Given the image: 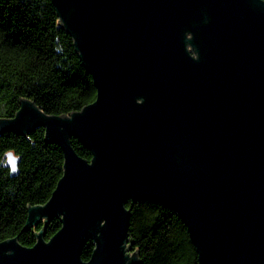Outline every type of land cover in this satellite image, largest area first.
Listing matches in <instances>:
<instances>
[{"label": "water", "instance_id": "1", "mask_svg": "<svg viewBox=\"0 0 264 264\" xmlns=\"http://www.w3.org/2000/svg\"><path fill=\"white\" fill-rule=\"evenodd\" d=\"M52 3L97 97L69 116L22 100L0 119V135L44 128L65 160L27 220L61 229L31 248L0 243V264H138L127 205L141 201L179 216L198 264H264V1ZM19 163L8 155L13 176Z\"/></svg>", "mask_w": 264, "mask_h": 264}, {"label": "trees", "instance_id": "2", "mask_svg": "<svg viewBox=\"0 0 264 264\" xmlns=\"http://www.w3.org/2000/svg\"><path fill=\"white\" fill-rule=\"evenodd\" d=\"M96 97L94 80L52 0H0V119L14 118L22 100L48 115L69 116ZM72 146L91 161V152L76 139ZM10 153L20 158L17 176L7 166ZM64 162L61 148L46 138L44 128L27 136L0 135V243L16 238L31 248L40 232L49 241L61 229L60 217L32 228L27 220L30 207L50 200ZM127 209L138 264H198L188 230L175 212L149 201L129 203ZM94 249L92 240L86 242L82 260L89 261Z\"/></svg>", "mask_w": 264, "mask_h": 264}, {"label": "rangeland", "instance_id": "3", "mask_svg": "<svg viewBox=\"0 0 264 264\" xmlns=\"http://www.w3.org/2000/svg\"><path fill=\"white\" fill-rule=\"evenodd\" d=\"M129 253H131L130 255L132 256V254H133V251H129V252H128V254H129Z\"/></svg>", "mask_w": 264, "mask_h": 264}]
</instances>
